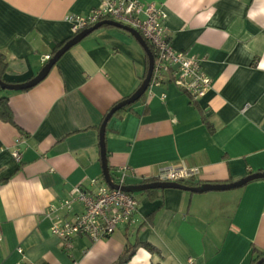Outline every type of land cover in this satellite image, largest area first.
<instances>
[{"label":"crops","instance_id":"1","mask_svg":"<svg viewBox=\"0 0 264 264\" xmlns=\"http://www.w3.org/2000/svg\"><path fill=\"white\" fill-rule=\"evenodd\" d=\"M98 1L0 0L2 79L33 78L53 54L46 42L73 36L66 16ZM141 1L163 10L170 44L196 57L211 84L194 100L167 77L112 115L104 132L108 171L125 166L135 173L127 183L139 184L184 164L198 168L192 180L200 185L264 172V0ZM147 62L131 33L103 25L33 87L0 90L12 117L0 118V264H112L127 241L159 252L138 246L126 264H249L264 251V178L222 191L136 192L134 221L105 239L75 236L65 249L51 234L47 205L104 178L102 119L141 84Z\"/></svg>","mask_w":264,"mask_h":264},{"label":"built area","instance_id":"2","mask_svg":"<svg viewBox=\"0 0 264 264\" xmlns=\"http://www.w3.org/2000/svg\"><path fill=\"white\" fill-rule=\"evenodd\" d=\"M106 19L134 28L153 47L155 55L149 85H160L170 77L176 86L194 100L202 97L210 88L211 79L202 71L200 61L185 51L176 50L170 44L164 26L165 13L154 3L141 0H99L98 5L87 13L69 14L65 18L73 35ZM49 59L50 55L42 57V61ZM20 143L21 138L18 136L12 150V156L17 161L21 158ZM197 174L198 168L179 164L161 169L151 179L180 183ZM134 175L125 166L114 168L109 171V178L118 187L112 188L104 178H91L90 188L81 183L72 187L66 198L50 202L44 216L50 222L51 234L68 249L75 236H86L97 241L109 237L120 225L133 222L138 201L133 193L125 192L119 186L127 185V178ZM76 203L81 206L78 212L74 211ZM18 251L21 252L20 249Z\"/></svg>","mask_w":264,"mask_h":264},{"label":"water","instance_id":"3","mask_svg":"<svg viewBox=\"0 0 264 264\" xmlns=\"http://www.w3.org/2000/svg\"><path fill=\"white\" fill-rule=\"evenodd\" d=\"M103 25L115 26V27H118L120 29H123L131 33L133 37L138 41V43L144 49L147 55V61H148L147 70H146L145 76L141 84L134 90V92L128 98L118 102L117 104H115L113 107L110 108V110L104 116V119L99 128V146H100L102 174H103L105 182L112 188H116L118 186L111 183L110 181L109 171H108L106 156H105L106 151H105V145H104V132H105L106 123L116 111H118L119 109L123 108L126 105L134 103L144 94V92L148 88L152 69H153V60H154L153 53L148 47L146 41L143 39V37L137 30L127 25L116 22L114 20H110V19L101 20L95 23L94 25L79 31L78 33L74 34L71 38L66 40L59 48H57L54 51L50 59L43 65L41 70L33 78L23 83H8V82H5L0 77V88L6 89V90H25L30 87H33L47 75V73L50 71V69L53 67V65L57 62L59 57L64 52H66L72 45L77 43L83 37H85L86 35L90 34L91 32H93L94 30L98 29L99 27ZM46 44L49 47V49H51L52 51L56 48L55 42H46ZM259 178H264V172L252 173L239 180H236L230 183H203L199 186H187V185L176 183V182L153 181V182H148V183L127 184V185L119 186V188L129 193L140 192V191H145L149 189H165V188H176V189H181V190H187L190 192H205V191H219V190L222 191V190H228V189L241 187L244 184L248 183L249 181H252L254 179H259ZM263 263H264V256L258 259L255 264H263Z\"/></svg>","mask_w":264,"mask_h":264},{"label":"trees","instance_id":"4","mask_svg":"<svg viewBox=\"0 0 264 264\" xmlns=\"http://www.w3.org/2000/svg\"><path fill=\"white\" fill-rule=\"evenodd\" d=\"M148 47L150 48L151 52L153 53V55H155V51L153 49V47L148 44V42H146ZM63 43H60L56 46V48L53 50V53L54 51L59 48ZM4 69H5V64L3 62V59H2V56L0 55V77L2 78V75H3V72H4ZM132 94V93H131ZM130 94V95H131ZM130 95L126 96L125 98L119 100L118 102L128 98ZM143 96V95H142ZM142 96L139 98L141 99ZM138 99V100H139ZM118 102H116L115 104H117ZM135 103V102H134ZM132 103V104H134ZM114 104V105H115ZM132 104H129V105H126L124 106L123 108L119 109L118 111H116L113 115H116L118 113H121L123 111H126V109H128ZM113 105V106H114ZM112 106V107H113ZM110 110V109H109ZM108 110V111H109ZM0 118L3 119V120H6V121H12V117L11 115L9 114V110H8V105H7V98L5 97H1L0 98ZM104 119V117H103ZM102 119V121H103ZM154 180L153 179H146L143 181V183H148V182H153ZM181 184H184V185H187V186H199L201 182H195L194 180L192 179H188V180H183V181H180ZM146 192L148 193H151L153 191H156V189H149V190H145ZM142 226V225H140ZM138 246H143L145 247L147 250H149L150 252H159L157 248H155L154 246H152L151 244L147 243V242H139V241H134V243H130L129 241H127L126 245H125V248L123 250V252L121 253V255L118 257V259L113 262L112 264H126L127 261L130 259V257L133 255V253L135 252V249L138 247ZM256 251V254L255 256L251 259V261L249 262V264H255L256 261L258 259H260L261 257L264 256V251ZM150 264H160V263H150ZM264 264V263H263Z\"/></svg>","mask_w":264,"mask_h":264},{"label":"rangeland","instance_id":"5","mask_svg":"<svg viewBox=\"0 0 264 264\" xmlns=\"http://www.w3.org/2000/svg\"><path fill=\"white\" fill-rule=\"evenodd\" d=\"M0 90H1V88H0ZM134 193H136V192H134Z\"/></svg>","mask_w":264,"mask_h":264}]
</instances>
